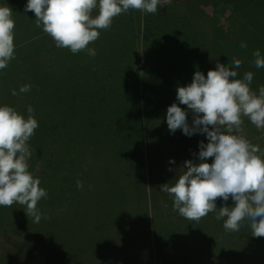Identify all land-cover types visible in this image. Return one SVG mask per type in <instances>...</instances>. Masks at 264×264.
<instances>
[{
  "label": "trees",
  "instance_id": "trees-1",
  "mask_svg": "<svg viewBox=\"0 0 264 264\" xmlns=\"http://www.w3.org/2000/svg\"><path fill=\"white\" fill-rule=\"evenodd\" d=\"M192 1L196 5L191 6L184 0H172L155 14L135 9L121 13L113 18L108 29L100 30L96 41L89 43L87 48L95 49L96 53L90 56L87 50L73 54L68 48H57L53 39L36 26L34 13L24 11L26 0H0V6L12 9L15 21V58L7 68L0 70V104L13 107L25 118L29 115L28 106L34 109L33 115L39 126L27 142L32 152L28 170L39 178V186L48 194L37 205L42 216L39 223H34L33 218L26 215L22 205L14 203L10 207L0 206V234L12 230L23 235L38 229L36 233L40 237L45 232L41 222L44 220L45 224L57 209L68 208L70 217L74 219L80 216L81 211L87 218L81 204L89 200L92 189L88 181L99 168L105 170L108 178V173L118 175L117 181L112 179L115 180L110 185L112 189L118 186L120 179L127 177L125 181L131 180V176L143 185L140 171V174L135 173L134 169L132 175H125L124 170L129 169L128 166L139 170L138 161L142 160L146 163L148 180L153 185V173L162 163L161 156H155L156 148L163 142L175 144V151L182 162L183 159L196 160L198 142L203 140L207 143L205 136L194 134L187 137L179 129L170 134L165 121L167 107L176 102L177 87L189 84L195 71L206 75L212 69L211 63L214 69L217 61L230 64L235 57L242 61L241 67L236 69L237 78L251 71L254 74L251 89L257 91L258 86L264 85V68L255 67L252 55L254 50L259 49L264 56V48H261L264 45L249 42L245 43L247 47L242 48L240 44H233L229 40L225 31V27L228 28L225 16L228 0H207L217 15L213 33L208 32L205 22L198 20L200 18L195 15L196 11L205 10L204 3L201 0ZM244 11H241L242 16L246 15ZM218 38L224 40L219 41ZM139 47L146 53V63L141 70L137 68L136 59ZM23 85H30V91L20 93L19 89ZM13 90L21 94L20 98L12 95ZM4 91L11 93L4 95L7 97L6 102L1 101ZM179 106L182 109L186 107ZM187 119L191 123L190 112ZM103 141L110 143V149L104 148ZM170 149L173 153V148ZM151 152H155V160H152ZM112 157H115L120 172L117 166H112L115 165ZM77 181H81L83 187L86 186V191L83 187L77 188ZM152 185L149 207H145L144 211L138 209L143 213L141 218L150 210L152 213L156 211ZM131 188L127 190L135 196L136 189ZM110 191L101 189V198L110 207L114 208L113 202L116 201L122 207L129 204L123 200L125 194L113 197ZM233 203L231 198L226 202L220 198L216 200L217 208L232 206ZM61 210L58 215H65ZM43 211L46 213L42 214ZM163 215L165 213H161L158 218ZM215 215L210 212L204 217L206 227L203 231H217L215 233L221 234L222 239L234 249L235 239L243 241V237L247 236L246 248H243L246 249L244 264H264V237L252 236L247 220L242 222L239 231L227 232L223 228V220L215 219ZM134 223L140 231L144 230L145 222ZM101 226L104 230H115L114 234H122L127 229L121 220L115 219ZM152 229H155L153 223L147 234L150 248H153L155 238ZM206 241L214 243L210 238ZM252 243H257L259 249ZM96 244L100 246V243ZM14 249L18 250L19 246L4 249L1 256L5 264H16V258L10 254ZM184 251L190 262L194 249L187 247ZM233 254L230 251L232 258ZM32 255L21 259L20 264H24V260ZM150 255L155 261V254L151 252Z\"/></svg>",
  "mask_w": 264,
  "mask_h": 264
},
{
  "label": "clouds",
  "instance_id": "clouds-1",
  "mask_svg": "<svg viewBox=\"0 0 264 264\" xmlns=\"http://www.w3.org/2000/svg\"><path fill=\"white\" fill-rule=\"evenodd\" d=\"M170 3L172 0H26L24 11L34 13L36 26L53 39L57 48H68L73 54L87 50L95 56V49L87 46L99 38L100 30L111 26L113 18L129 9L155 14ZM12 13L10 7L0 6V70L15 58ZM241 47L247 45L242 42ZM252 55L255 67L264 68L260 50ZM241 64L235 57L230 64L217 61L206 75L197 70L189 84L177 87L176 102L166 109L169 133L179 129L187 137L204 135L207 143L199 141L196 160H185L175 183H164L159 190L171 197L173 210L181 217L199 221L214 212L227 232L239 231L247 220L251 235L264 237V157L257 155L258 145L234 134L243 117L257 129H264V85L257 91L251 89V71L237 78L236 69ZM29 91L30 85L19 89L20 93ZM12 95H17L16 90ZM27 111L25 118L13 107L0 104V206L22 205L26 215L39 223L42 216L37 205L48 194L39 186V178L28 170L32 152L27 142L39 125L34 109L28 106ZM208 158H212L211 163ZM174 163L170 158L169 164ZM82 187L83 183L77 181V188ZM217 198L225 202L231 198L234 203L217 208Z\"/></svg>",
  "mask_w": 264,
  "mask_h": 264
},
{
  "label": "rangeland",
  "instance_id": "rangeland-1",
  "mask_svg": "<svg viewBox=\"0 0 264 264\" xmlns=\"http://www.w3.org/2000/svg\"><path fill=\"white\" fill-rule=\"evenodd\" d=\"M180 1L183 2V0ZM184 1V3L191 6L196 5L192 0L191 2ZM201 1L205 5V10L196 11L195 15L200 18L198 20L205 22L208 32L213 33L217 15L207 0ZM227 4L225 16H227L228 28L226 29L225 27V31L226 35L228 34L229 40L236 45H241L242 42H254L260 46L264 45V0H228ZM236 7H238L237 10H235ZM239 9L241 11L245 10L246 15L242 16V12L238 11ZM218 40L223 41L224 39L218 38ZM261 48L263 49L264 47ZM136 59L138 61L137 68L141 70L144 63H146V53L140 47L136 53ZM210 66L213 69L212 63ZM140 75H142L141 72ZM2 93L1 101L6 102V96L11 95V93L7 91ZM13 96L20 98L21 94L17 93V95ZM242 119L243 123L240 129L234 134L243 136L253 145H258L260 152L257 155L264 157V129H257L247 117H243ZM103 145L106 150L110 149L109 142L105 143L103 141ZM174 145V143L163 142L156 148V155L155 152L153 154L151 152L152 160H155L154 155L161 156L160 158H162V163L158 166L159 169L153 173V185L150 179L148 180L147 173H145L146 163L140 157L139 160L142 162L138 161L140 163L139 170L128 166L130 167L129 169H124L126 174L124 170L122 173L132 175L134 169L135 173H139L140 171L142 173L141 183L143 185H140V182L131 176V180L125 181L127 177L120 179L121 181L117 182L118 186L112 189L110 185H113L114 181L119 179L118 175L106 172L108 173V178L105 175V170L99 168L96 175L88 181V185L92 189L90 198L81 204L83 211H86L87 218L82 215L84 212L81 211L80 216L77 217L78 219H74V217H70L68 208L66 210L64 208L62 210L57 209L51 213L50 218L47 219L45 224H43L44 220L41 222L45 226V232L40 235L41 238L39 237V233H36L38 229L29 234L24 233L23 235L17 234L12 230L11 232L6 230L1 233L0 264L6 263H4L1 256L4 254V249H12L16 245L19 246L20 250L14 249L10 252L12 255L10 256L16 258V264L22 263L21 259L31 254H33L31 257L24 260V264H240V261L241 264H244L246 249L243 248H246L245 242L248 241L247 236L243 237V241L238 240V238L235 239V249L230 247L222 239L221 234L215 233L217 231H211L213 234L204 232L205 230L203 231L206 227L204 217L199 221L181 217L178 212L173 210L171 197L159 190L160 185L164 183H168L169 185L174 184L175 180L183 172L181 167L183 166L184 159L182 162L180 155L175 151ZM145 147L143 148L144 151ZM170 148H173V153ZM170 158L175 161L174 164H169ZM112 160L115 163L112 166L116 167L115 157H112ZM192 160L195 161L194 159ZM209 162L211 163V159ZM116 168L118 169L119 167L117 166ZM169 168L172 171H169ZM118 170L120 172V169ZM109 171L111 172L110 169ZM78 174L80 175V173ZM112 179L115 180L112 181ZM151 185L153 187L151 192L155 203L153 205L156 211L153 210L154 212L152 213L150 210L148 214H144L141 218L140 216L143 213L138 211V209L144 211L145 207H149ZM128 187L136 189L135 196L132 195V192L128 191ZM83 188L86 191V186ZM102 188L110 189V192H113V197L125 194L123 200L129 204L122 207V204L116 201L113 202L115 203V207H110V204H106L101 198ZM98 198L100 199L97 201ZM131 198L132 200H130ZM145 201H147V206H145ZM60 210L66 214L59 216L58 214H61ZM45 213L44 211L42 212V214ZM161 213H165V215L159 219L158 217H160ZM129 216H134V218ZM114 219L121 220L127 226L126 231L124 230L122 234H114L115 230L111 228L104 230L101 226L112 222ZM134 221L145 222L143 225L144 230L140 231V228H137ZM152 223L153 227H155V229H152L155 238L153 239L154 246L150 248V238L149 236L147 237V234L152 227ZM175 229L178 230L175 231ZM209 238L213 239L214 243H207L206 240ZM100 240H103L105 243L101 244L103 241ZM96 243H100V246ZM252 244L259 249L257 243ZM187 247H191L195 251L192 254L190 262L185 256L186 252L184 249ZM150 251L153 252V255L155 254V261L150 258ZM230 251L234 252V258L230 256Z\"/></svg>",
  "mask_w": 264,
  "mask_h": 264
}]
</instances>
